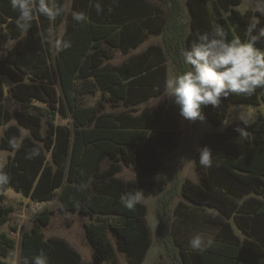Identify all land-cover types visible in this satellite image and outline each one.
Masks as SVG:
<instances>
[{"label": "trees", "instance_id": "obj_1", "mask_svg": "<svg viewBox=\"0 0 264 264\" xmlns=\"http://www.w3.org/2000/svg\"><path fill=\"white\" fill-rule=\"evenodd\" d=\"M155 1L72 0L68 11L66 0H50L63 7L64 14L55 21L39 16L23 32L16 24L19 12L10 0H0V125H6L0 150L11 153L0 167L10 177V183L0 187V228L14 211L4 204L3 192L13 189L33 202L59 197L60 211L94 218L84 227L95 264H117V250L126 255L128 264H142L153 245L147 206L141 203L129 211L120 199L141 191L159 198V240L171 264H264V114L259 111L250 122L245 140H238L235 131L239 120L204 135L195 154L199 182L184 180L183 199L171 213L170 204L179 194V171L193 140L189 130L185 134L181 128L179 108L169 98L140 107L164 94L169 62L175 74L186 70L180 51L198 34L222 28L229 40H245L251 24L257 25L253 34L264 28V0H254L262 11L244 12L237 8L244 0ZM97 3L103 9L99 14ZM73 12L85 14L87 20L77 23ZM63 24L59 43L70 42L71 47L58 48L54 66L52 34ZM151 35L161 36L162 44H151L119 65L108 62L112 54L106 44L128 55ZM256 47L264 50V39ZM5 79L22 110L13 111L5 104ZM99 92L102 100L87 102V95ZM35 102L46 106L45 128L41 114L25 111ZM107 103L124 109L108 111ZM242 103L264 104V90L233 95L219 108H203V113L219 126L231 104ZM57 115L72 123H57ZM14 118L16 124L11 123ZM22 127L29 135L23 136ZM13 139L15 150L9 144ZM205 146L213 154L211 168L198 161V149ZM33 148L40 155L28 159ZM173 150L177 154L169 167L171 186L163 179L126 181L118 176L123 164L134 165L141 177L163 175L164 155ZM53 214V209L44 208L35 215L31 229L23 232L20 264H32L41 251L48 264H81V254L65 239L44 237L42 226ZM197 234L211 239L212 247L193 250L186 240ZM15 247L9 233L0 232V264H8L3 258Z\"/></svg>", "mask_w": 264, "mask_h": 264}, {"label": "clouds", "instance_id": "obj_2", "mask_svg": "<svg viewBox=\"0 0 264 264\" xmlns=\"http://www.w3.org/2000/svg\"><path fill=\"white\" fill-rule=\"evenodd\" d=\"M13 10L19 12L16 20L17 27L27 32L39 16L55 21L66 11L57 7L50 0H10ZM97 13L103 11L99 3L94 5ZM77 23H83L87 17L83 13H72ZM257 25L251 24L247 30V39L227 38L222 28L213 32L198 34L197 39L187 48H182L180 56L187 66L186 70L169 75L164 82V95L179 108V114L185 120L193 123L205 122L203 108L212 106L219 108L223 100L235 96H251L258 89L264 90V50L256 47L264 39V28L257 34ZM38 36L41 34L38 33ZM50 35V33H49ZM70 42L57 43L61 50L70 48ZM240 123L235 131L239 134L238 140L247 138V129L251 126L245 115L239 117ZM10 146L15 150L16 141L10 140ZM198 161L201 167L213 166V154L209 147L198 149ZM38 148H33L28 159L39 156ZM219 167V165H216ZM10 183L9 175L0 169V187ZM121 204L129 211L141 204L144 194L141 191L121 196ZM190 247L196 251H203L212 247L213 241L197 234L189 241ZM8 264H17L15 253L9 252ZM32 264H48L46 254L41 251L32 258Z\"/></svg>", "mask_w": 264, "mask_h": 264}, {"label": "rangeland", "instance_id": "obj_3", "mask_svg": "<svg viewBox=\"0 0 264 264\" xmlns=\"http://www.w3.org/2000/svg\"><path fill=\"white\" fill-rule=\"evenodd\" d=\"M153 2H156L155 0H150ZM71 2L72 0H66V7L67 10H71ZM237 8L244 12L248 9L253 10H260L254 0H244L240 5L237 6ZM264 12V11H263ZM65 32V25H61L56 31H53L52 39H53V56H52V63L55 66V56L58 53L57 43L61 40L63 34ZM148 44H162V37L151 35L147 39V41L144 43V45H141L138 51H142L145 49V45ZM109 52L112 54V59L108 60L109 63L113 65H119L123 61H125L131 54H133V51L130 52L128 55L123 54L118 48L110 47L109 45H105ZM137 51V52H138ZM3 54V51H0V55ZM169 69L170 74H175L171 62H169ZM56 70V67H55ZM57 73V79H58V89L59 92L62 94L61 85L58 77V71ZM7 99L6 104L13 110H22L21 106L17 101H15L10 94L7 93ZM166 98L165 95H163L161 98L158 99H152L149 102L143 104L141 106V110L150 108L155 106L159 100ZM168 99V97H167ZM86 100L88 103H97L98 101L102 100V94L99 92L95 96L93 95H87ZM35 107L26 109L27 112H34L39 113L43 116L44 119V128L46 127V106L44 104L35 102ZM38 106V107H36ZM264 107V104L262 105ZM124 108L123 106L119 107H113L111 104L107 103V110L118 112L122 111ZM255 111L256 108L252 105H244V106H234L233 107V117H240L242 114L245 115L249 120L252 121V119L255 117ZM56 122L61 124H71L72 119H63L60 115L56 116ZM13 124H16V119L14 118L12 120ZM192 130L190 127V122L188 120H185L182 118L181 120V128L185 130V134H187L189 130V136H191L193 140L192 145V151L188 154L186 157L184 163L182 164L180 171H179V180L180 182L177 184V190L179 191L178 196L174 197L171 204H170V211L171 213L174 212L175 206L178 204L180 200L183 199L181 195V185L184 182V179H188L190 177L194 178V170L191 160L194 161L195 154L197 152V145L200 142L201 133L199 130H196L193 128ZM201 125L200 128L203 127V129H207V125L205 122H196V126ZM6 129V125H0V139L4 135V131ZM23 136L29 135V132L22 127ZM11 154L7 150H0V167L6 163L8 159V155ZM177 154V151L173 150L169 153L164 155L165 162L167 163L168 170L165 171L163 175L159 176H153V177H141L139 176L138 169L134 165H122V171L118 174V176L126 181L128 180H151V179H163L168 183V186H171L172 184V178H171V170H169V167L174 160L175 155ZM188 163V164H187ZM184 165V166H183ZM186 166V167H185ZM166 167V168H167ZM184 170H183V169ZM186 177V178H185ZM1 192V191H0ZM4 193V204L5 205H12L14 207V211L10 214V217L8 221L0 228V232H8L9 236L13 238L16 241V247L11 250L10 252L15 253V259L17 264L21 263V240H22V234L24 231L30 230L35 215L42 211L44 208H50L54 210V214L52 215L51 221L48 225L42 226V233L45 238L48 237H58L65 239L74 249H76L81 254V264H95L93 260V247L91 243L89 242V239L87 237L84 223H88L91 221H94V218L90 216H82L79 213H72L69 211L62 212L59 210V204L60 199L59 197H56V199L47 201V202H33L29 198L24 197L21 193L16 192L13 189H9ZM147 206L148 212H147V222L149 224L150 230H151V236L153 239V245L151 246L145 260L142 264H171L170 260L166 257L165 252L162 248V245L159 240V233H158V204H159V198L157 196H150L146 197L144 196V199L142 201ZM109 239L112 241V243L116 247V237L112 233L111 230H109ZM116 258H117V264H128V259L126 255L123 252L116 251ZM4 260L8 262V257H4ZM102 264H113L112 262H104Z\"/></svg>", "mask_w": 264, "mask_h": 264}, {"label": "crops", "instance_id": "obj_4", "mask_svg": "<svg viewBox=\"0 0 264 264\" xmlns=\"http://www.w3.org/2000/svg\"><path fill=\"white\" fill-rule=\"evenodd\" d=\"M146 42V41H145ZM144 42V43H145ZM144 43H142L141 45H144ZM140 45V46H141ZM149 45H151V44H148V45H145V49H143L142 51H138V49L140 48V46L138 47V48H136V49H133L132 51H133V54H131V55H137V54H140V53H142L143 51H145L146 49H147V47L149 46ZM131 51V52H132ZM138 51V52H137ZM130 55V56H131ZM129 56V57H130ZM124 62V61H123ZM169 75H171L170 74V69H169ZM10 81L8 80V79H5V85H6V88H7V91H6V96H5V104H6V99H7V93L8 94H10L9 93V91H8V88H9V86H10ZM164 95V94H163ZM162 95V96H163ZM11 96V95H10ZM161 96V97H162ZM160 97V98H161ZM152 99H155V98H152ZM152 99H150V100H152ZM156 99H158V98H156ZM164 99H167V97L166 98H164ZM149 100V101H150ZM148 101V102H149ZM147 103V102H146ZM145 104V103H144ZM143 105V104H142ZM142 105H140V107L142 106ZM244 105H252V104H248V103H242V104H231V106H230V109H229V113H228V115H227V117H226V119L224 120V122H223V124H221V125H219V126H215L214 124H212L211 123V121L208 119V117H207V115L204 113V115H205V117H206V121H205V124L207 125V129H203V127L202 128H200V126L201 125H198V126H196V130H199L200 129V135H201V138H200V140L204 137V135L205 134H209V133H214V132H219V131H223V130H225V128H226V126L229 124V123H231V122H233V121H238L239 120V117H233V107L234 106H244ZM262 105L263 104H260V105H252V106H254L255 108H256V111H255V117L252 119V121L251 120H249V122H254L255 120H256V115H257V113L259 112V111H261L263 114H264V107H262ZM197 148H198V145H197ZM190 163H192V165H193V170H194V173H195V175H194V178H192V177H190V178H188V179H191V180H193L194 182H199V178H200V176H199V173H198V171H197V169H196V163H195V159H194V161L193 160H191V162ZM165 164H166V167H167V163L165 162ZM188 164V163H187ZM184 166V165H183ZM186 167V166H185ZM183 169V168H182ZM168 170V167L166 168V171ZM184 170V169H183ZM186 178V177H185ZM185 180V179H184ZM192 237H189V238H187V240H186V242L187 243H189V241H190V239H191Z\"/></svg>", "mask_w": 264, "mask_h": 264}, {"label": "water", "instance_id": "obj_5", "mask_svg": "<svg viewBox=\"0 0 264 264\" xmlns=\"http://www.w3.org/2000/svg\"><path fill=\"white\" fill-rule=\"evenodd\" d=\"M190 122V128H191V130H192V125H191V121H189Z\"/></svg>", "mask_w": 264, "mask_h": 264}]
</instances>
